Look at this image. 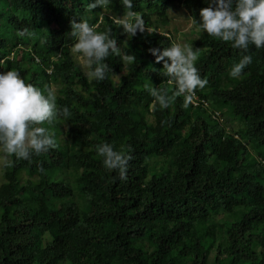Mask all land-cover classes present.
Segmentation results:
<instances>
[{"label": "trees", "instance_id": "16d2710c", "mask_svg": "<svg viewBox=\"0 0 264 264\" xmlns=\"http://www.w3.org/2000/svg\"><path fill=\"white\" fill-rule=\"evenodd\" d=\"M90 2L0 0V72L53 91L61 110L42 125L48 151L0 150V264H264V47L244 53L192 23L207 83L162 109L145 84L170 95L175 84L148 50L174 42L170 8L198 22L207 0H132L145 30L130 38L122 0ZM83 19L120 48L102 81L72 54ZM244 54L252 62L230 77ZM101 143L131 156L126 180L102 165Z\"/></svg>", "mask_w": 264, "mask_h": 264}, {"label": "clouds", "instance_id": "9594fccd", "mask_svg": "<svg viewBox=\"0 0 264 264\" xmlns=\"http://www.w3.org/2000/svg\"><path fill=\"white\" fill-rule=\"evenodd\" d=\"M110 3L111 0H91L86 9L91 12L97 7L107 8ZM122 3L129 11L118 22L130 38L137 31L145 30L144 21L139 13L131 11L132 0H122ZM192 23L200 31L229 42L244 53L250 45L256 49L264 47V0H207V6L199 9V21L192 18ZM70 27L73 50L82 56L87 78L104 80L110 70L104 63L105 58L120 54L117 41L108 32H97L87 19L72 21ZM148 51L162 64L163 75L175 84L171 95L151 83L145 84L148 95L162 109L168 108L173 97L183 96L187 107L194 90L207 83L194 66L197 50L192 45L173 42L168 47ZM251 62L250 55H242L231 66L229 76L238 77ZM63 112L66 114L67 109ZM60 114L53 91L25 83L16 70L0 72V150L4 153L27 160L32 154L54 147V134L42 125L51 124ZM95 151L106 169L116 171L120 180H126L129 154L114 149L109 143L99 144Z\"/></svg>", "mask_w": 264, "mask_h": 264}, {"label": "rangeland", "instance_id": "374dc122", "mask_svg": "<svg viewBox=\"0 0 264 264\" xmlns=\"http://www.w3.org/2000/svg\"><path fill=\"white\" fill-rule=\"evenodd\" d=\"M169 17L170 22L168 27L166 28L168 32L173 34V41L178 42L181 44H190V39L195 37L194 32H192V22L191 16L182 8L172 9L170 8ZM72 54L74 59L80 65L83 72L86 73L85 69L83 68V58L80 54L76 53L72 48ZM262 70H264V65L262 66ZM5 156L1 154L0 151V182H1V166L4 162Z\"/></svg>", "mask_w": 264, "mask_h": 264}]
</instances>
